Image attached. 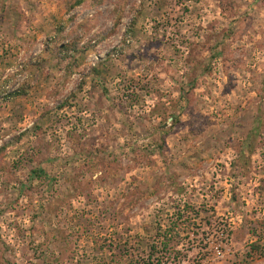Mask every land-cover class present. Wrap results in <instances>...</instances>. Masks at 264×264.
<instances>
[{
  "label": "rangeland",
  "instance_id": "374dc122",
  "mask_svg": "<svg viewBox=\"0 0 264 264\" xmlns=\"http://www.w3.org/2000/svg\"><path fill=\"white\" fill-rule=\"evenodd\" d=\"M74 2L0 0V264H264V0Z\"/></svg>",
  "mask_w": 264,
  "mask_h": 264
},
{
  "label": "trees",
  "instance_id": "16d2710c",
  "mask_svg": "<svg viewBox=\"0 0 264 264\" xmlns=\"http://www.w3.org/2000/svg\"><path fill=\"white\" fill-rule=\"evenodd\" d=\"M81 3H82V0H75V2L73 3L72 9H75L76 7L80 6ZM258 248H259L258 244L254 243V244H252V245L250 246V251H251V249H252L253 252H254V251H256V249H258ZM250 254H251V253H250ZM250 254H249V255H250Z\"/></svg>",
  "mask_w": 264,
  "mask_h": 264
}]
</instances>
